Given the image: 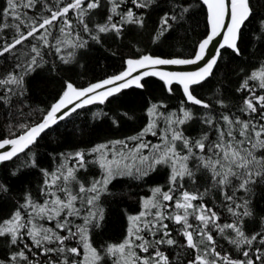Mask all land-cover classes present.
I'll list each match as a JSON object with an SVG mask.
<instances>
[{
	"label": "snow or ice",
	"instance_id": "snow-or-ice-1",
	"mask_svg": "<svg viewBox=\"0 0 264 264\" xmlns=\"http://www.w3.org/2000/svg\"><path fill=\"white\" fill-rule=\"evenodd\" d=\"M166 2L162 10L161 0H3L0 165L13 162L9 179L34 169L40 180L17 192L0 178V264H264V52L246 63L239 44L254 16L250 0H198L210 30L190 58L128 45L135 52L122 71L86 86L70 75L84 67L93 45L146 30L154 13L152 44L178 31L193 14L190 0ZM257 33L253 39L264 46V18ZM221 35L223 42L210 52ZM221 49L239 58L232 61L239 83L231 96L217 88L214 98L198 97L196 88L221 70ZM169 65L201 66L162 70ZM147 77L159 78L169 96L180 87L175 109L163 99L146 100L145 122L135 134L70 145L52 156L54 167L41 166L32 149L42 135L67 129L92 106L97 123L74 125L71 138L83 140L105 121L120 128L129 113L99 106L118 103L127 89H145ZM37 78L53 90L45 107L32 102ZM193 123L196 135L189 132ZM154 176L163 182L149 184ZM126 181L147 192L138 195V211L126 213L123 238L97 243L104 203L130 196L116 189Z\"/></svg>",
	"mask_w": 264,
	"mask_h": 264
},
{
	"label": "trees",
	"instance_id": "trees-1",
	"mask_svg": "<svg viewBox=\"0 0 264 264\" xmlns=\"http://www.w3.org/2000/svg\"><path fill=\"white\" fill-rule=\"evenodd\" d=\"M192 12L190 18L186 17L183 26L174 31L171 36L163 39L158 44L151 43V30L154 22L158 18V13H154L152 19L148 22L146 30L134 29L128 37L120 42L113 43L107 41L104 47L93 45L81 60L84 67H77L74 72L70 73L73 80L77 84L84 86L90 82L102 79L106 76L115 74L121 71L125 65L123 61L135 52V47L149 52L152 55L166 57H189L196 50L197 43L206 35L208 30L206 8L198 0H190ZM254 9V16L246 22L242 27V38L239 42L241 49L245 55L243 59L247 63L249 60L257 62V56L252 53L264 52V46L259 41L253 39L257 35L259 20L264 18V0H250ZM3 6V0H0V7ZM168 4L166 0H161V9H166ZM128 45H135L129 47ZM115 52V55L112 53ZM224 59L219 62L220 72L217 73L216 79H209L205 84L196 88L195 94L198 97L210 99L214 98L217 88H220L226 95L231 96L232 91L238 85V78L232 74L233 69L237 68L238 64H233V60H238L231 53V50H221ZM225 73H228V78L224 79ZM222 81L217 83V81ZM34 94L33 105L36 107H45L51 102L53 90L45 84L39 82V78L33 81ZM176 92L169 96L164 91L163 82L157 77H147L145 80V89H127L119 98V102L99 106L105 110L112 109L118 113L127 111L131 119L122 121L120 128L111 127L110 123L105 121L100 123L91 136L84 137L83 140L77 135L75 138L69 136V132L76 127H83L85 123L90 126L97 122L92 121L91 114L97 110L96 106L81 111L79 117H74V124H69L67 129L61 126L56 131H49L48 134L42 135L38 141V145L33 146L32 151L39 160L42 167H54L55 160L52 156L60 151H67L70 145L79 144L80 147H90L93 143H99L107 139H120L125 136L135 134L145 122L143 107L144 102L149 99H163L170 108L175 109L182 96L180 87L174 85ZM198 111H203L198 109ZM0 119H3L0 116ZM199 125L193 123L189 126V132L193 135L198 134ZM154 139V138H153ZM14 167L13 162H6L0 165V178L9 180L15 191L27 187L28 185L36 186L40 180L39 174L33 169L26 171L25 175L19 179H9V171ZM98 169L95 166L90 167V174H95ZM162 177H152L148 183H161ZM118 191L131 194L117 199L109 197L104 203L105 220L102 222L101 228L95 230L93 239L97 242H115L123 238L126 228V213H135L138 211L136 203L138 195H144L147 188L137 186L135 182L126 181L116 185ZM264 203V201H262ZM6 207V206H5Z\"/></svg>",
	"mask_w": 264,
	"mask_h": 264
},
{
	"label": "water",
	"instance_id": "water-1",
	"mask_svg": "<svg viewBox=\"0 0 264 264\" xmlns=\"http://www.w3.org/2000/svg\"><path fill=\"white\" fill-rule=\"evenodd\" d=\"M205 8H206V6H205ZM206 15H207V9H206ZM207 25H208V23H207ZM209 25H208V30H207V33L209 32ZM207 33H206V35H207ZM206 35L202 38V39H204L205 37H206ZM201 39V40H202ZM200 40V41H201ZM223 41H222V35L220 36V37H217L216 38V40H214L213 41V45H210L209 46V51L210 52H215V50H216V47H218V44L219 43H222ZM215 46V47H214ZM222 50V49H221ZM154 56H157V55H154ZM161 57H166V56H161ZM175 57V56H174ZM190 57H192V56H189V57H183V58H190ZM166 58H171V57H166ZM127 59V58H126ZM203 62H201V64H202ZM199 66H201V65H169V66H162V70H165V71H182V72H192V71H196V70H198V67ZM124 69V68H123ZM122 69V70H123ZM121 70V71H122ZM120 72V71H119ZM118 73V72H117ZM116 74V73H115ZM113 75V74H112ZM109 76H111V75H109ZM109 76H107V77H109ZM104 78H106V77H104ZM104 78H102V79H104ZM102 79H99V80H102ZM96 81H98V80H96ZM96 81H94V82H96ZM84 86H86V85H84Z\"/></svg>",
	"mask_w": 264,
	"mask_h": 264
},
{
	"label": "bare ground",
	"instance_id": "bare-ground-1",
	"mask_svg": "<svg viewBox=\"0 0 264 264\" xmlns=\"http://www.w3.org/2000/svg\"><path fill=\"white\" fill-rule=\"evenodd\" d=\"M107 77V76H106Z\"/></svg>",
	"mask_w": 264,
	"mask_h": 264
}]
</instances>
